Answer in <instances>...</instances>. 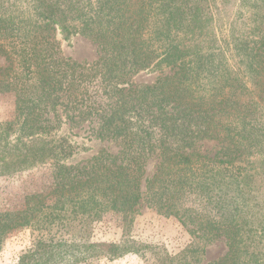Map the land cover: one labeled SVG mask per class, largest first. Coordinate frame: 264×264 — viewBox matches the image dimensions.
<instances>
[{
    "label": "trees",
    "instance_id": "1",
    "mask_svg": "<svg viewBox=\"0 0 264 264\" xmlns=\"http://www.w3.org/2000/svg\"><path fill=\"white\" fill-rule=\"evenodd\" d=\"M57 30L91 40L97 59L63 57ZM0 56V94L16 104L0 123V177L51 163L59 203L30 196L0 225L37 233L15 264H204L195 243L171 254L136 235L144 200L224 240L208 264H264V0H0ZM143 72L158 77L136 85ZM74 130L117 151L74 164ZM112 216L120 240L94 242Z\"/></svg>",
    "mask_w": 264,
    "mask_h": 264
},
{
    "label": "rangeland",
    "instance_id": "2",
    "mask_svg": "<svg viewBox=\"0 0 264 264\" xmlns=\"http://www.w3.org/2000/svg\"><path fill=\"white\" fill-rule=\"evenodd\" d=\"M227 34V30L224 29L223 35L227 36ZM55 35L63 57L79 63H90L97 59V48L91 40L81 35L65 39L60 30H57ZM5 66V59L0 56V67ZM157 77L156 73L143 72L136 75L133 81L136 85L152 84ZM15 112V96L11 93L0 94V123L14 120ZM73 134L76 136L73 140L84 146L80 149L81 153L72 161L74 164L82 166L87 159L103 149L117 151L116 145L94 141L91 135L81 130H74ZM204 144V149H215L216 147V143L212 141H207ZM152 168L153 164L149 166V170ZM55 187L54 165L51 163L15 175L0 177V225L4 223L7 225L16 218L24 217L27 211V198L30 196H41L44 204L58 207L57 197L49 196ZM140 206V218L135 229L139 238L163 244L171 254L188 249L189 245L195 243L206 252L204 264L216 261L228 253V246L224 240L208 241L206 238L200 237V234H191L188 230L190 227H185L177 218L164 216L158 213L155 208H148L146 200L142 201ZM3 232V234H1L2 231L0 232V264H15L20 256L31 248L37 236L33 228L21 226L14 229L4 228ZM121 235V223L116 216H112L95 225L93 241L116 243L120 240ZM101 264L145 263L137 255H128L116 261L104 260Z\"/></svg>",
    "mask_w": 264,
    "mask_h": 264
}]
</instances>
